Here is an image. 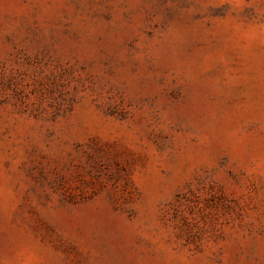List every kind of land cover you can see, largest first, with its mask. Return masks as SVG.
I'll return each mask as SVG.
<instances>
[{
    "label": "rangeland",
    "instance_id": "374dc122",
    "mask_svg": "<svg viewBox=\"0 0 264 264\" xmlns=\"http://www.w3.org/2000/svg\"><path fill=\"white\" fill-rule=\"evenodd\" d=\"M0 264H264V0H0Z\"/></svg>",
    "mask_w": 264,
    "mask_h": 264
}]
</instances>
